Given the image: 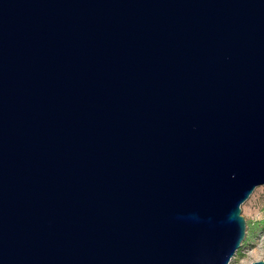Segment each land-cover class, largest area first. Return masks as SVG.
<instances>
[{
    "label": "water",
    "instance_id": "obj_1",
    "mask_svg": "<svg viewBox=\"0 0 264 264\" xmlns=\"http://www.w3.org/2000/svg\"><path fill=\"white\" fill-rule=\"evenodd\" d=\"M259 186L264 0H0V264H229Z\"/></svg>",
    "mask_w": 264,
    "mask_h": 264
},
{
    "label": "rangeland",
    "instance_id": "obj_2",
    "mask_svg": "<svg viewBox=\"0 0 264 264\" xmlns=\"http://www.w3.org/2000/svg\"><path fill=\"white\" fill-rule=\"evenodd\" d=\"M247 235L229 264H252L264 261V187H257L241 205Z\"/></svg>",
    "mask_w": 264,
    "mask_h": 264
}]
</instances>
